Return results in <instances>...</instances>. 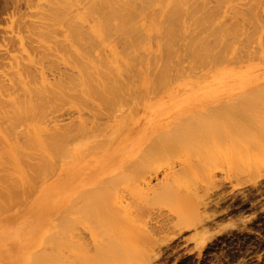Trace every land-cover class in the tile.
<instances>
[{
  "label": "rangeland",
  "instance_id": "374dc122",
  "mask_svg": "<svg viewBox=\"0 0 264 264\" xmlns=\"http://www.w3.org/2000/svg\"><path fill=\"white\" fill-rule=\"evenodd\" d=\"M50 1L47 5L48 0H0V53L4 54L5 50L2 51V48L6 47L13 54L11 58H0V73L2 70L3 72L10 71L17 60L28 62L29 59L26 57L35 58V49L38 46L39 48L44 46V49L46 47L45 50H47L51 44L53 46H50L54 48V45L57 44L52 40L53 34L62 39L60 31H56L51 35V38L47 37L51 43L41 40L37 42L36 36L30 29L35 26V23L46 21L48 17L44 18V14L45 12L49 14V5H53V3L50 4ZM231 1L226 2L233 3V0ZM236 1L244 2V0ZM45 6H48L49 10L46 8L48 12L44 10L43 13L42 11V21H39L40 11ZM147 17L145 16L144 21L142 20L146 24L144 28L142 27L143 33H145L144 36L143 34L138 35L134 53L147 51L145 55L148 57L155 54L154 51L158 53L160 48L158 47L156 51V42H153V39H150L151 37L146 34V27L149 25V21L146 22ZM140 20L136 19V22L139 23ZM48 21L49 19L46 22ZM33 23L34 25H32ZM53 26L57 27V25ZM17 37L20 38V41L15 40ZM143 37L148 38L145 40ZM141 42L143 43L141 44ZM150 42H153L155 47ZM233 44L238 54L242 52L248 56L241 55V53L239 58L235 56V60L231 59V62L213 65L214 69L218 68L219 71L227 68L226 74H217L218 71L213 70V60L206 59L212 63H210V67L213 72L207 61L206 64L204 61L196 60L199 66L196 62L194 65L193 60L195 59L187 58L190 54L185 52L183 55L185 54L186 58L192 61L193 65H191L198 66V68L190 67L186 58L184 61L182 60V63L175 62L176 65L173 66L178 68L172 67V72L174 73L173 69L180 71L176 70L177 72L174 73L176 75L173 74V78L175 79L178 74L181 75L183 72L182 76L179 75L181 78L171 82L173 79L170 70V78H165L169 85L166 84V81L160 87L156 86L155 79L161 69L159 62L163 60L160 61L161 58L158 61L154 60L156 66H153V63L151 65L152 61L147 63V59L144 66L149 65L150 68H141V64L138 65L140 72L143 69L146 70L142 73L144 77H141L142 75L135 76L138 69H133L134 71L130 73L133 75L131 76L132 81L128 80L132 84L136 81L133 85L136 93L141 92L140 96L143 93V97H140L142 101H139L138 94L134 95L136 99L131 96L134 92L128 93L131 94L127 95L131 97L129 101L131 99L138 100L140 104H131L133 101H128V105V102L125 103L128 100L126 96L127 100H124V103L128 107L123 111L124 108L121 106L125 107V104L118 105L117 117H114L116 114L112 115L115 120L113 117L109 118L108 114L105 115L108 111H104V106V109L101 108V100H94L95 97L87 100L90 101L91 106L96 104L94 107L101 110L98 111L99 114L95 111L96 109H93V106H90L91 108L85 106L90 108L88 112L87 108L83 111L84 104L81 108L76 106V109L73 108L83 99L81 94L75 93V97H65V103L62 101V105L54 112L48 110L50 112L47 111L48 113L42 121L47 122L50 115H58L57 126H70L76 119V115L78 117L79 112L76 113V110L80 111L81 109L80 112H83L80 116L88 120L93 115L88 113H92L91 109H93L94 113L97 112V116L94 115L96 122H99L96 124L100 127L97 126L98 129H94L92 132L86 131L81 135L84 137L80 136L79 140L75 138L74 141L70 138L75 144L69 140L72 144L68 143L71 145L67 144V146L71 147V150L67 146L66 148L71 152L66 154L69 156L66 157L67 161L64 159L65 156L62 157L63 160L60 158L61 161H59L62 164L58 159L50 160L49 164L43 160L45 175H38L43 179L45 177V181L42 179L43 182L40 184L37 181L39 177H36V173L34 175L35 169L31 167V172L28 170L30 173H24L21 169L24 167L21 166L20 161L24 160V156H27L24 152L22 154L21 151L18 152L20 148L22 151L25 150L23 146H18L22 140L19 131L24 127V124L23 127H15L12 135H7L4 132L7 122L2 121L0 117V229L11 232L17 245L23 239L28 240L30 250L25 251L24 254L31 256L37 247H44V243L40 245L46 238L43 236L46 233L49 234L46 229H50L49 226L55 220L54 223L58 222L61 230H67L66 239L62 237V243H60L56 240L57 237H48L47 234L48 239H46L49 243L45 241V247L52 246L55 240L58 241L60 245L57 242L54 244L60 246L59 249L69 260L68 264L71 262L73 264H264V40L262 44L257 41L233 42ZM109 45L107 43L103 46L99 45L95 49V53L107 54ZM140 45H144V48ZM114 46L116 47L112 46V48L116 53L118 51L120 56L122 55L123 60H125L126 52L129 53L132 50L125 49L119 42ZM139 46L142 52L139 51ZM148 46L153 47L150 49L151 51ZM215 49L219 50L221 54L225 53L223 47L215 46ZM60 52L62 51H55L56 54L61 55ZM150 52L152 54H149ZM230 53V51L227 52L229 58ZM62 54L64 56L63 52ZM110 56L109 54L107 58H111ZM122 57L120 58L122 59ZM51 58L54 57L51 56ZM58 58L60 57L55 56V61L62 62ZM120 58H118L120 61L116 60L117 63L108 62L122 68L123 60ZM103 59H101V63H103ZM108 59H104V63ZM101 60L96 61L99 63H96L98 67L105 65L104 63V65H100ZM60 62L58 64L62 66L63 64ZM178 63H181L180 67L177 65ZM204 64L206 65L204 66ZM216 65L218 66L215 67ZM219 65L221 66L219 67ZM181 66H186V69L189 66V69L192 70L191 72L189 69L181 70ZM99 68L104 70L106 67ZM187 71L191 74L189 75ZM137 80L140 81L139 86ZM152 88L158 89L155 92ZM137 89L141 91L137 92ZM147 90L151 91L145 95ZM123 94H126L125 91ZM78 99L80 101H77ZM87 100L85 97L84 101ZM0 105L3 106L1 103ZM114 106L116 107V105ZM114 106L112 107L115 108ZM4 107L2 108L4 109ZM7 107L9 108V106ZM2 108L0 107V111ZM8 108L4 110L8 111ZM102 110L106 113L103 114ZM113 111L117 110L113 109ZM111 112L112 110H110ZM1 113L3 114L2 111ZM110 113L109 116L112 114ZM115 121L116 124L119 123L118 121L120 124L122 123L120 126H123V130L118 129L120 126L116 125ZM113 125L118 130H115ZM109 126H113L112 130ZM113 128L117 137H115V132L112 133ZM118 131H121L120 134ZM120 137L123 140L127 139L114 149L118 141L117 138ZM7 141L10 143L8 144ZM146 142L148 143L145 144ZM76 144L77 146H75ZM10 146H12V151ZM31 151L34 152V149ZM12 152L16 153H13L15 156L19 153L21 156L23 153L25 154L22 158L20 155L17 156L21 166L18 167L23 174L30 176L32 173V178H35L32 183L34 181V184L37 183L35 186H33L34 184L30 185L28 183L31 181L28 182L29 179H27L26 187L16 185V188L17 186L25 187V190H22L21 187L17 188L21 194L28 193V188L36 190L47 181L53 182L54 189L51 195L47 196L53 197L54 202L45 208L37 206L40 212L36 217L29 219L23 217L27 216L28 210L34 205L33 197L29 198L25 206L22 201L27 194L24 195L25 197L17 194L22 196L21 201L18 197L19 200L16 198L18 192H15L14 184H19V181L15 182L18 179L21 180V177L16 173L18 163L17 160L14 162L16 157L14 158ZM116 155L117 159L115 160ZM118 155L122 156L121 159ZM41 156L42 160L44 157ZM38 159L34 163L31 159L29 163L42 162ZM120 161L125 166H122L123 169H118L119 171L114 174V171L117 170L115 167L120 165ZM63 167L74 176V179L65 188L60 189L61 187L55 181L58 172L63 170ZM25 169L27 170V168ZM26 170L25 172H27ZM120 170L121 173H119ZM73 171L76 172L72 173ZM21 172L18 174L22 175ZM31 192L29 193L32 194ZM81 192L83 193L80 194ZM30 194L27 197L31 196ZM77 195L85 196V198L83 197L84 200L86 199L84 203L81 201L83 198L81 200L78 197L74 198ZM15 198L17 199L16 206L14 205ZM25 200L27 201L28 198ZM18 201L21 203V207L23 206L22 208L18 207L20 210L16 209ZM63 207L66 208L65 211H69L67 213L69 216L63 212L64 218L68 216L65 218L67 220L62 218L63 215L62 217L61 215L57 216L65 209ZM48 210H50L49 213ZM7 216L11 217L9 221L4 220ZM28 223L37 226L36 229L39 230L33 229L32 232L30 229L26 230ZM54 228L52 226L51 229ZM48 231L54 232V230ZM59 231L57 234L61 237ZM62 236L64 235L62 234ZM38 237L41 239L40 241ZM60 237H58L59 240ZM34 239L39 242L36 243ZM56 247L54 245L55 249ZM52 248L50 247V249ZM14 251L17 252L18 249L14 248ZM56 257L53 261L56 260L55 262L58 263ZM61 257L63 259L62 254ZM58 261L61 262V259ZM61 263L66 264V261Z\"/></svg>",
  "mask_w": 264,
  "mask_h": 264
},
{
  "label": "bare ground",
  "instance_id": "6f19581e",
  "mask_svg": "<svg viewBox=\"0 0 264 264\" xmlns=\"http://www.w3.org/2000/svg\"><path fill=\"white\" fill-rule=\"evenodd\" d=\"M49 1L50 0H48V2H46L47 5L49 4ZM53 1L54 2L56 1V2L54 3ZM226 1L230 2L231 0H60V1L58 0V2H57V0H51L50 4L53 3V5H49L50 10L48 9V6L47 7L45 6L40 11L41 13L39 12L40 13L39 14V17H40L39 21H42V18H41V16L43 15L42 11L44 13L45 12L44 10H46L47 12L49 10V14H47L46 12L44 14V18L48 17L47 19H49V21L46 22L47 19H46V21L43 19L45 22L43 21V23H39V22L35 23V26H32V25H34V23H33L31 25L32 27L30 29L34 33V35L36 36L35 38H37V40H36L37 42H39L41 40L42 42H46V43L50 42L51 43V40L49 41V39H47V37L49 36V38H51L53 36L52 40H54V42L57 45L59 44L58 48H57V45L56 46L54 45V48L51 47V46H53L51 44H50L51 46L50 45L48 46V44H47V46H48L47 50H45L46 47L44 49V46H42L43 48H41V47L39 48V46H38L35 49V55H36L35 58L26 57V59L27 58L29 59L28 62L18 61L17 59H15L17 61L14 64V66H12V69L10 71L6 70L5 72H3V70H2L0 73V96H1L0 103L3 104V106L0 105V107L2 108L5 106L4 109L6 110L8 108V107L6 108V106H9L8 111H5L2 108L1 111L3 112V114L0 111V114H1L0 117H1L2 121L7 122V126L4 129V132L7 135H12L14 133L15 127L20 128V127H23L22 125L24 124V127L21 128V130L19 131V133L22 136L21 137L22 140L20 142L21 144L18 146H20V147L23 146L25 150L22 148L24 150V151H22L20 148L18 150V152L21 151V154H22V152H24L28 157L30 156L29 158L27 156H24L23 161L22 160L20 161V159H19V161L22 163L21 166L23 165L22 167H24V168H21L23 170L22 171V170H20L21 166H20V164H19L20 162H18V158H17V156L18 155L21 156V154L19 153V154H17V156H15L14 155V154H16L15 150H14L15 152L11 153L14 156V158L16 157L14 162H16V160H17V163L19 164V165L17 163H16L17 165L15 164L17 166L16 167V173H17V175H19L21 177V180L18 179L15 182V183H18V181H19V184H14V190H15V192H18V193H16V195L21 194L20 193L21 191L19 192V190H17V188L21 187V186L18 187L19 185L25 186L30 181H31V183H28V184L32 185L35 182L34 181L32 183L33 179H35L34 177L32 178V176H33L32 173L30 174V176H28L27 174H23L22 172L28 173L29 172L28 170H30V172H31L32 169H35L34 171H36V172H34V175L36 173L37 174L36 177L37 178L39 177V179H40L39 180L36 178L38 183L39 184H40V182L42 183L43 178H41L40 176H44L45 175L44 171H46V170H44L45 164L43 163V160L47 161L49 164L50 163L49 161L53 160V159H58V161L59 160L61 161V159L63 160L62 157H64V156H65L64 159H66V157L68 156L66 154L71 152L70 151L71 147L67 146L68 143L72 142L71 140L75 141V138H78V140H79L81 137H84L81 135H83L86 131L92 132L94 129H98L100 127L99 125L96 124V123L99 124V122H96V116H97V114L100 113L98 111H101V110L100 109L98 110V107H97V109H96V107H94L96 104L92 105V106L94 107L93 109H96L95 111H97L98 113L97 112L94 113L93 109H91L92 113L91 112L88 113L90 115L93 114V115H91V119L88 118V120H87V118L85 119V117H83L84 118L83 119L81 117L82 112L87 108L85 106H89V107L91 106V104H89L90 101L87 100L88 98L91 100L95 97L96 99L94 98V100H98V101L101 100L100 101V104L102 106L101 108H103V106H104V108H105L104 111H106V112L108 111L110 113V110H112V112H111L112 114L110 113L111 116H109L108 112L106 113L103 110H102V113L103 114L106 113L105 115L108 114L107 116L109 118L113 117L112 116L113 114H116V115H114L115 118L117 117L116 112H118V108H117L118 105H121L122 103L123 104L127 103L129 101V99L131 98L130 96L128 97L127 95H131L132 94L131 92L135 93V94L133 93L131 96H134V95L136 96L138 94V93H136L135 87L133 85L136 81H134L133 84L130 83L132 81L131 76H133V75H130V73H132L134 71L133 69L137 70L139 68L138 65L140 66V64H141V66H140L141 68L142 67H144L146 69H148L147 67L150 68L151 66H149V65L147 67L144 66L145 61L147 59H148L147 63H150L152 61L151 65L153 63V66H156V64L154 65V60L158 61V59L160 60V58H161L160 61L163 60L162 61L163 66H162V62H159L161 65L158 64L159 66H161V69H160V71L158 70L159 73L157 75V78L155 79L157 81L156 86L160 87V85H163V83H166V81H167V79L165 80L166 77L168 78L171 73L173 75L176 70L180 71L179 69L174 70L175 68H178V67L175 66V68H174L173 65L174 64L176 65V63L178 61L181 63H182V60L184 61V59L186 58V55L184 54L185 55V57H184L183 53H185V52H188L190 54V56L187 58H190V59L194 58L195 60H193V63L196 62L197 65L199 64L198 62H200V61L206 62L207 61L206 59H209L208 61L213 60V62H212L213 64L211 62L207 61L209 67L211 66V64L213 67V65L217 64V63L218 64L221 63V65H223L224 63L231 62L230 60L234 59L235 56H236V58H239V56L242 52L238 54V51H236V48H235L233 42L244 43V42H250V41H257L258 43L262 44V41L264 40V0H244V2H237L236 0H233V3H230V4L227 3ZM234 1H236V2H234ZM240 1H243V0H240ZM234 3H236V4H234ZM147 15H149V17H147ZM145 16L147 17L146 22L149 21V25H148V27H146V31H147L146 34H148L147 35L148 37H151L150 39H153V42L154 41L156 42V45H157L156 51H157L158 47L160 48L159 52L156 53L154 51L155 54H153V55H149V54H152L151 52L149 54L147 53L149 55L148 57L145 55V52H147V51H145V49H143L144 45H140L141 47H143L142 49H143V51H145L144 53L141 51V49H140L141 47L139 46V49H140L139 51H141L142 53H138V54H140V55L142 54L141 56L138 55L137 53H134L135 52V46H136L135 42L138 39V35L143 34V36H144V33H145V32L143 33L144 29L142 30V27L144 28L146 25V24H144L145 22H143L144 21L143 19ZM136 19H138V20L141 19L140 20L141 22H139V23L143 26H141L139 23H137ZM148 19H150V20H148ZM51 24L57 25V27L56 26L54 27ZM140 26H141V28H140ZM56 31H60V33L62 35V39H59L60 37L58 35L53 34ZM146 34H145V36H146ZM148 37H146V38L143 37V39L145 38V40H146ZM15 40L20 41V38L17 37V39H15ZM44 40H48V41H44ZM118 42L121 43V45L124 46L125 49L126 48L132 49V50H130L129 53H127L128 51L126 52L125 58H124L125 60H123L122 55L120 56L118 51L116 53L115 49L112 48V46L116 47V46H114V44L118 45ZM143 42H144V40H143ZM143 42H141V44ZM146 42H145V44H146ZM106 43L108 45L109 44L112 45L111 47L109 45V50L106 49V47H105L106 45L104 46L108 53L107 54L104 53L103 55L100 53L96 54L97 52L95 53V49L99 45L103 46V44H106ZM39 45H41V44H39ZM152 45H153V47H155L154 46L155 44H152ZM215 46L225 48V53L221 54L219 50L215 49ZM153 47H151V48H153ZM148 48H149V51H151L150 50L151 48L149 46H148ZM2 49L1 50L2 51L5 50V52H4V54L0 53L1 59L2 58L5 59L6 57H10V58L12 57L13 54L10 53L11 52L10 49H8L6 47H5V49L4 48H2ZM59 49L64 53V56H62L63 55L62 52H60L61 55L59 53L56 54L57 52L55 53V51L59 52L60 51ZM228 51L231 52L230 58L227 56ZM239 52H240V49H239ZM109 54L111 55L110 56L111 58L108 59L107 56H109ZM57 55H59V56H57ZM118 55L120 57H122V59ZM241 55H245V53H242ZM51 56L54 58H51ZM55 56L60 57L58 59H61L62 62H60V61L59 62L63 64L62 66H60V64H58L59 62L57 63L55 61ZM151 56H153V57H151ZM103 57H104V59H108L107 61L105 60V63H104ZM145 57H147V58H145ZM100 58L103 59V63L105 65L103 63H101L102 60ZM118 58L123 60L122 68L119 67V65L109 64L108 61H110V63L112 61L115 63L116 60L120 61ZM202 59H204V60H202ZM99 60H101L100 65H104V66H99V67H103V68L106 67L104 70L100 69L96 65V63H98L96 61H99ZM236 60H238V59H236ZM218 61H221V62H218ZM191 62H192L191 60L188 62L189 65H191V64L193 65V63H191ZM207 62H206V64H207ZM181 63H178L177 65L179 66V64H181ZM3 64L5 65L4 62H3ZM196 64L194 63V65H196ZM206 64H204V66ZM107 65H108V67H107ZM192 65L190 67H192L193 69L198 68V66H199V65L197 67L194 66L195 67L194 68ZM221 65H219V67ZM182 66L180 68L181 70H184V69L188 70L189 69V66H188V69H186L187 68L186 66H185L186 68L182 67ZM202 66H203V64H202ZM217 66L218 65H216L215 67H217ZM172 67L174 68L173 69L174 73L171 70ZM215 69L213 67L214 71H215ZM144 70L145 69H143L142 72H140V70L138 69V72L136 73L135 76H138V77L141 76ZM149 70H147V71H149ZM170 70H171V72H170ZM191 70L192 69H189L190 72H191ZM211 70H212V68H211ZM213 70H212V72H213ZM226 70H227V68L223 69L222 71L217 70L218 72H216V71L215 72L217 74H226L228 71V70L227 71ZM154 71H151V72H154ZM145 72H146V70H145ZM169 72H170V74H169ZM204 72H206V71H204ZM182 73H181V75L178 74V76H176L177 78L175 77V79L179 80L181 78L180 76H182ZM187 73H189V72L187 71ZM190 74L191 73H189V75ZM151 75H153V74H151ZM172 75H171V77H172L173 81H171V82H174L175 79L173 77L176 74H174L173 76ZM185 75H187V74H185ZM141 77H144V75H142ZM141 77H140V80H141ZM148 77H149V75H148ZM129 79L131 81L128 82ZM163 80H165V81L163 82ZM137 82H138L137 84L139 86L140 81L137 80ZM166 84L169 85L168 81ZM165 86L167 87V85H165ZM144 87L147 88L146 86H144ZM138 88H140V87H138ZM145 88H144V90H145ZM152 89L154 90V88H152ZM157 89H155L154 91L156 92ZM124 91L126 94L122 95V93ZM140 91H141L140 89H137V92H140ZM147 91L145 92L146 93L145 95L149 94L150 93L149 91H151V90H149L148 93H147ZM159 91H161V90H159ZM75 93H77L78 95H80V94L82 95V97L81 96L80 97L83 99L79 98V99H81V101L79 99L77 100V101H80L82 104L80 102H78L79 104H77V101H76V104L79 106L74 105V107L73 106L72 107L75 108V106H76V107L81 108L82 105L84 104L82 107L84 109L82 112H80L81 109L79 111V109L77 108L78 111L76 110L75 112L76 113L79 112L78 117L76 115V119L73 120V123H71L70 126H67V125L66 126L65 125L57 126L56 122L59 119L58 115H50L46 120L47 122L42 121L43 117L48 112H50V111L54 112L57 110V108L60 105H62V101L66 100L65 97H69V98L71 96L75 97L74 96ZM128 93H131V94H128ZM140 94H141V92L138 94L139 101L142 99V98L140 99V97H143V93H142V96H140ZM124 96H125V99H123ZM126 96L128 97L127 98L128 100L126 99ZM85 97H86L87 101H84ZM134 97H132V98L134 99ZM124 100H127V101L124 103ZM130 101H133V100L131 99ZM139 101L138 100L133 101V103L131 102V104H136V105L138 104L139 105L142 100L140 102ZM145 101L147 102V100H145ZM84 102H86V103H84ZM129 102L127 103L128 105H129ZM64 103H65V101H64ZM87 103H88V105H85ZM92 103H94V102H92ZM114 105H116V107ZM112 106H114L115 108H113ZM123 106H121V107L124 108L123 111H125V108H127L128 106L126 104H125V107H123ZM146 107H144V108H146ZM99 108H100V106H99ZM122 108H121V110H122ZM89 109L88 108L86 109L87 112L90 111ZM113 109H115L117 111H113ZM48 110H50V111H48ZM80 114H81V116H80ZM114 117H113V120H115ZM119 120H120V118H119ZM118 122H119L118 124H116V121L114 123L116 125L120 126L122 123L120 124V121H118ZM126 122L128 123V121H126ZM101 125H103V124H101ZM97 126H98V128H96ZM113 126H109L111 128L110 130H112ZM115 126H114V128L116 130L117 126L116 127ZM132 127H134V126H132ZM91 128H93V129L91 130ZM114 128H113L112 133L115 132ZM119 128H121V130H123V126L118 127V129ZM118 132L117 133L120 134L121 131H118ZM114 134H115V137H117L116 132ZM101 135L103 136V133ZM70 138H71V140H70ZM131 138H132V136H131ZM117 139H118V141L115 144L114 149H115V147L119 146L127 138L124 140L121 137L117 138ZM78 140H76V141H78ZM149 140H150V138H149ZM7 143L9 144L10 142L7 141ZM72 143H74V142H72ZM147 143L148 142H146L145 144H147ZM71 144H68V145H71ZM130 144H131V142H130ZM66 146L69 147L68 148V149H70L69 151L66 148ZM75 146H77V144ZM8 147H9V145H8ZM11 147L12 146H10V150L12 151ZM33 149H34V152L31 151ZM73 149H74V145H73ZM8 150H9V148H8ZM118 150L120 151V149H118ZM122 150H123V148H122ZM36 151H37V153H35ZM32 152L34 155L32 154ZM24 153H23V155H25ZM23 155L21 156V158L23 157ZM40 156L42 158L43 157L44 158L41 160ZM118 156L120 157V155H118ZM25 157H27V158L25 159ZM116 157H117V155L115 156V160L117 159ZM121 157H120V159H121ZM31 159L33 160L32 161L33 163H34V161H37L36 159L41 160L42 162L38 161V162H35V164H32V163L30 164L29 161L31 162ZM65 161H67V159ZM119 163H120V165L118 164L119 166L117 165L118 167H115V168H117V170L114 171V174L116 173V171H119L118 169L122 170L123 167L125 166L124 163L122 165L121 161ZM18 166H20V167H18ZM31 167H32V169H30ZM25 168H27V170ZM36 168H37V170H36ZM17 169H19V170H17ZM24 169L27 172H25ZM121 170L119 173H121ZM17 171H19V172L22 171L21 172L22 175L18 174L19 172H17ZM40 172H41V174H40ZM75 172L76 171H73L72 173H75ZM23 175L24 176L27 175V176L23 178L22 177ZM27 177H31V178H27ZM56 178H57V180L55 182L57 183L58 186L61 187L60 189H63L72 179H74V176H72L69 173V171L63 167V170H60V172H58V175ZM27 179H29V181ZM44 179H45V177H44ZM20 181H21V183H20ZM52 183L53 182H51V181L45 182L44 185H42V187L40 186L41 189H40V187L37 188L36 190H33V189L31 190V188H28L29 192L34 191L33 193L31 192L32 194H34L33 196H32V194H30L28 192L27 188L26 189H27L28 193L23 191L27 195L30 194L31 196L27 197L26 194H21L23 196L26 195V197L28 198V200L26 201L25 199H27V198L24 196L25 199L23 200L24 202L22 201V204H24V206H25L26 203L29 201V198L31 199V197H33V204H34L32 206V208L30 210H28L27 216H23V217H27L28 219L36 217L40 212V210L37 206L45 208L46 206L51 205L54 202L53 197L47 196V195H51V192L54 189V186ZM35 184H37V183H35ZM35 184L33 186H35ZM16 185H18L17 188L15 187ZM25 187H23V188L21 187L22 190H25ZM82 193L83 192H81L80 194H82ZM21 195H17L16 198L17 197L19 199L22 198ZM19 196H21V197H19ZM64 196H67V195H64ZM77 197L80 200L83 197L85 198V196L81 197V195L80 196L77 195L74 198H77ZM16 198H15L14 205H15V203H17L18 198L17 199ZM84 198L81 200L82 203H84V201L86 200V199L84 200ZM79 199H77V200H79ZM20 201H21V199H20ZM20 204L21 203L19 202L16 209L19 206H20L19 208L23 207V206L21 207ZM60 205H62V204H60ZM15 206H14V209H15ZM30 206H31V204H30ZM65 207H63V209ZM67 208L70 211L69 206H67ZM63 209H61V210H63ZM65 210H66V208L63 211H61L60 214L58 213L57 216L61 215V217H62V215H63L62 218L64 220H67L65 218H67L69 216V214H67L69 211L67 212ZM49 212H50V210H48V213ZM63 212H64V214L66 213V215H68V216L67 217L65 216V218H64ZM57 216H56V218H58ZM16 217H18V216H16ZM10 218L11 217L7 216V218H5L4 220L9 221ZM54 222H55V220H54ZM54 222H52L53 224L51 226H49L50 229H48V228L46 229L47 230L46 232H49V234L45 232L46 235H44L43 237L47 238V234H48V237L49 236L55 237V238L57 237L56 240H58L60 243H62L61 242L62 237L63 238L65 237V239H66L65 235H67V232H66L67 230L66 229H65V231L61 230L60 225L58 226V222H56V223H54ZM55 225H56V228H54ZM52 226L54 229H51ZM36 228H37V226H35L33 224L30 225V223H28V225L26 226V230L30 229L31 232L33 231V229L35 230ZM36 230L38 231L39 229H36ZM48 230H54V232L53 231L51 232ZM0 231H1L0 232V264H9V263L10 264H49L51 262L53 263L56 261V260L53 261V259H55V257L57 255H59V256L56 257V259H58V260L61 259V262L66 261V264H68L67 262H69L66 255L64 254V252H62L59 249L60 246H58V245H60V243L58 244V241H56V240L55 241L53 240L54 242L52 243V246L50 245L51 244L50 243L49 244L50 246L45 247L46 246L45 241H46V243L47 242L49 243V241L47 240L48 238L47 239L44 238V240L42 239L43 241L40 245H42L44 243L43 246L47 249L45 250L44 247L43 248L37 247L38 249L36 248V250H34L35 248L33 247L34 249H31V250H34V251L32 252L31 256H29L28 254H24L25 251L27 252L30 250L28 240L23 239L17 245V243L14 239V236L11 232L4 231L3 229L2 230L0 229ZM58 231H59V235H61V237L58 236V234H57ZM62 234L64 236H62ZM30 236H31V234H30ZM30 236H29V238L31 239ZM58 237H60V240ZM27 238H28V236H27ZM55 238H52V239H55ZM38 240L40 241L41 239L38 237ZM34 241H35V239H34ZM39 241H35V242L37 243ZM56 242L58 245L54 244ZM53 244L55 245V247L56 246L58 247V248L56 247L57 250L54 248ZM48 247H49V249H50V247H53L52 248L53 250L52 249L49 250ZM14 248L18 249V251L17 252L14 251ZM43 249H44V251H42ZM58 249H59V252H58ZM52 251H54V252L52 253ZM55 252H56V254H55ZM57 253H59V254H57ZM60 253L63 255V259H62V257L60 258V256H61ZM29 258H30V260H29ZM58 260H57V262L59 264H63ZM58 263L55 262L54 264H58ZM71 264H73V263L71 262Z\"/></svg>",
  "mask_w": 264,
  "mask_h": 264
}]
</instances>
